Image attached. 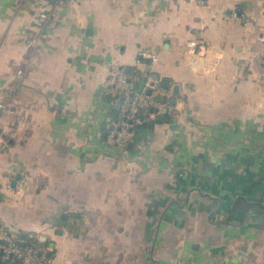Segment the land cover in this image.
Segmentation results:
<instances>
[{"label":"crops","instance_id":"crops-1","mask_svg":"<svg viewBox=\"0 0 264 264\" xmlns=\"http://www.w3.org/2000/svg\"><path fill=\"white\" fill-rule=\"evenodd\" d=\"M202 1L0 0V230L44 264H264V0ZM115 65L168 94L123 147Z\"/></svg>","mask_w":264,"mask_h":264},{"label":"built area","instance_id":"built-area-1","mask_svg":"<svg viewBox=\"0 0 264 264\" xmlns=\"http://www.w3.org/2000/svg\"><path fill=\"white\" fill-rule=\"evenodd\" d=\"M202 5V0H196ZM264 46V39H261ZM203 41L191 39L186 42L184 52L189 57L205 50ZM154 65L158 57L156 54L142 53ZM258 64L264 73V50L258 52ZM20 74V72L18 73ZM136 77L128 73L124 67L115 65L111 68L107 85L112 96L120 101V107L113 123L112 130L108 133L106 141L111 146L123 147L132 142L139 128L148 124L161 110L163 103L157 97L168 96L148 74L142 89L136 88ZM4 105L0 103V108ZM44 264L48 262L47 251L39 245L20 244L15 235L0 230V264Z\"/></svg>","mask_w":264,"mask_h":264},{"label":"water","instance_id":"water-1","mask_svg":"<svg viewBox=\"0 0 264 264\" xmlns=\"http://www.w3.org/2000/svg\"><path fill=\"white\" fill-rule=\"evenodd\" d=\"M144 81H145V77H141L140 84H139V87H138L139 90L142 89V87L144 85ZM119 107H120V101H118L116 109H119ZM50 256H51V252H48L47 253V258H49Z\"/></svg>","mask_w":264,"mask_h":264},{"label":"trees","instance_id":"trees-1","mask_svg":"<svg viewBox=\"0 0 264 264\" xmlns=\"http://www.w3.org/2000/svg\"><path fill=\"white\" fill-rule=\"evenodd\" d=\"M147 125V124H146ZM145 126V125H144ZM29 245H31V244H29Z\"/></svg>","mask_w":264,"mask_h":264}]
</instances>
